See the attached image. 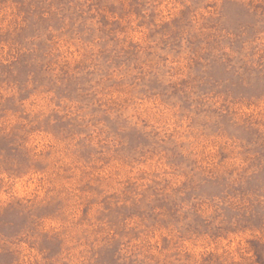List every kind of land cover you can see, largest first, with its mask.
I'll return each instance as SVG.
<instances>
[{
    "label": "rangeland",
    "instance_id": "rangeland-1",
    "mask_svg": "<svg viewBox=\"0 0 264 264\" xmlns=\"http://www.w3.org/2000/svg\"><path fill=\"white\" fill-rule=\"evenodd\" d=\"M0 264H264V0H0Z\"/></svg>",
    "mask_w": 264,
    "mask_h": 264
}]
</instances>
